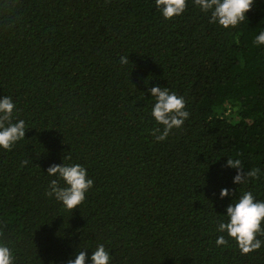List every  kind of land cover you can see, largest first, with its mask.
<instances>
[{"label": "trees", "instance_id": "1", "mask_svg": "<svg viewBox=\"0 0 264 264\" xmlns=\"http://www.w3.org/2000/svg\"><path fill=\"white\" fill-rule=\"evenodd\" d=\"M245 15L223 29L191 0L167 20L154 0H0V96L26 126L0 150V241L15 264H63L96 243L112 264H264V245L215 244L232 198L264 200V0ZM155 85L189 112L159 142ZM65 156L94 181L72 213L45 195ZM227 159L252 173L244 184Z\"/></svg>", "mask_w": 264, "mask_h": 264}, {"label": "clouds", "instance_id": "2", "mask_svg": "<svg viewBox=\"0 0 264 264\" xmlns=\"http://www.w3.org/2000/svg\"><path fill=\"white\" fill-rule=\"evenodd\" d=\"M191 2L200 12L208 15L209 23L230 29L246 20L245 14L256 0H191ZM154 6L160 16L167 20L180 16L187 7V0H154ZM253 43L264 46V30L255 35ZM128 61V56H121L119 59L122 65ZM147 92L153 101L150 116L157 125L151 130V134L155 141H164L173 129H180L189 117L184 97L168 87L159 85L148 88ZM15 111L18 109L12 97L0 96V150L10 151L18 141L25 138V121L23 119L13 121ZM70 159L69 156L63 157L62 163L50 164L44 173L48 177H53L48 182L45 195L54 199L65 211L72 213L85 201L94 181L83 165L64 162ZM21 163L23 165L27 161ZM225 166L236 169V174L232 177L233 184H244L247 177L252 175L251 172L242 171L239 160L227 159ZM231 196V189H220L219 199ZM223 216L226 219L221 220L216 226V231L221 233L215 240L218 247L225 246L229 240H233L241 254H247L264 245V240L259 238L264 235L262 226L264 200H257L251 192L243 191L235 200L231 199ZM225 234L228 239L225 238ZM112 260L110 249L103 243H96L94 247H78L63 264H112ZM0 264H15L12 248L3 241H0Z\"/></svg>", "mask_w": 264, "mask_h": 264}]
</instances>
